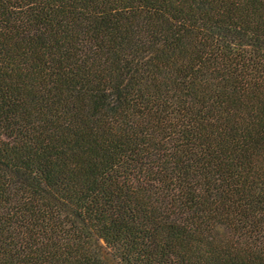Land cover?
<instances>
[{
  "label": "trees",
  "instance_id": "trees-1",
  "mask_svg": "<svg viewBox=\"0 0 264 264\" xmlns=\"http://www.w3.org/2000/svg\"><path fill=\"white\" fill-rule=\"evenodd\" d=\"M0 264H264V0H0Z\"/></svg>",
  "mask_w": 264,
  "mask_h": 264
}]
</instances>
